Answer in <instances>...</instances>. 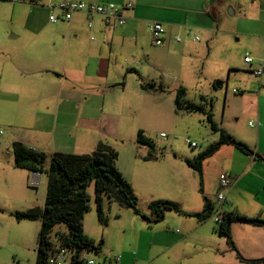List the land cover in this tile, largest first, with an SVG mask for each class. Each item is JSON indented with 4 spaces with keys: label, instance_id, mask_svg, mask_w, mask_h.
Returning a JSON list of instances; mask_svg holds the SVG:
<instances>
[{
    "label": "rangeland",
    "instance_id": "1",
    "mask_svg": "<svg viewBox=\"0 0 264 264\" xmlns=\"http://www.w3.org/2000/svg\"><path fill=\"white\" fill-rule=\"evenodd\" d=\"M21 5L27 3L0 0V35L5 33L6 24L10 26L28 18L27 9ZM246 10L245 16L236 15L232 21L218 20L208 29L190 25L199 40L183 37L184 42L177 43L170 53L164 55L157 51L155 81L157 85L162 84L165 91L148 95L150 103L139 108L135 122L125 128L123 137L110 144L118 152L115 165L123 169L122 174L137 197L140 213L105 193L107 221L102 222L96 209L95 182L86 187L91 208L84 214L83 228L96 242L103 239L100 252L88 251L87 255L99 264H110L115 257L122 259L121 264H180L185 256L189 258L183 264H249L231 257L234 255L229 248L233 247L218 232L215 218L209 220L210 225L196 229L191 238L171 245L199 221L191 213L202 209L205 197L219 206L218 192H226V188L220 187V174L235 173L253 154L225 144L204 160L201 174L190 167L186 159H193L219 135L212 130L207 113L212 112L220 127L255 153L257 120L252 111L264 76H256L251 68L264 60V5L247 4ZM35 12L32 17L49 20V14L44 11ZM180 44L183 48L178 47ZM247 55L253 57V64L245 61ZM218 81L223 84L217 87ZM181 87L185 89L187 102L202 104L203 108L177 109L175 98ZM27 125L28 120L6 111V100L0 96V264H36L37 259L40 220L15 217L17 211L42 208L48 190L45 173L41 174L40 182H35L33 173L14 165L12 133L19 134ZM139 129L154 141L153 159H145L150 148L136 142ZM162 132L167 137L161 136ZM45 165L50 166V157ZM242 188L248 189V195L252 196L249 190L255 191L256 186L244 182ZM262 195L255 200H264ZM158 199L177 203L181 211L167 210L161 221H152L155 215L150 204ZM258 216L263 218L262 213ZM66 229L65 224H57L51 238L57 241V231Z\"/></svg>",
    "mask_w": 264,
    "mask_h": 264
},
{
    "label": "crops",
    "instance_id": "2",
    "mask_svg": "<svg viewBox=\"0 0 264 264\" xmlns=\"http://www.w3.org/2000/svg\"><path fill=\"white\" fill-rule=\"evenodd\" d=\"M60 1L63 0L21 5L27 9L28 18L6 24L5 33L0 35V96L6 100L8 113L29 121L25 132L12 133V142L21 141L44 152L47 158L55 152L90 153L101 141L114 144L135 122L139 108L150 103L148 95L165 91L163 87L146 90L141 85L156 82L157 51L166 55L184 38H191L190 25L208 29L218 20L245 16L247 4L264 5V0H73L124 7L126 22L108 25L102 16L84 12H76L70 21L61 19L55 23L32 17L37 10L50 16L48 4ZM128 4L132 7H125ZM152 21L162 22L166 28L161 46L153 45L149 29ZM176 36L184 38L178 42ZM178 47L183 48L181 44ZM258 92L252 111L257 120L255 153L235 173L230 172L234 179L224 192L226 200L214 205V213L221 208L222 213H262L264 218V200H255L264 191V78ZM30 173L35 182H40V173ZM244 182L256 186L255 191L249 190L252 196L242 188ZM213 216L198 221L171 245L182 243L196 229L210 225ZM231 233L244 258L264 257V226L234 222ZM237 250L229 248L234 255L231 257L243 262ZM188 258L180 259V264ZM121 260H110V264H121Z\"/></svg>",
    "mask_w": 264,
    "mask_h": 264
},
{
    "label": "trees",
    "instance_id": "3",
    "mask_svg": "<svg viewBox=\"0 0 264 264\" xmlns=\"http://www.w3.org/2000/svg\"><path fill=\"white\" fill-rule=\"evenodd\" d=\"M141 85L146 90L162 88L161 85H157L153 81L143 82ZM184 94V88L181 87L177 90L175 98L177 109L194 111L203 108L202 104L187 102L184 99ZM207 120L212 130L219 132V137L193 159H186V163L194 170L201 174L204 160L225 144H232L245 153L254 154L245 143L237 140L232 134L220 127L214 121L212 112L207 113ZM136 142L150 148L148 155L144 157L145 159L154 158V141L144 133L143 129L138 130ZM12 151L15 167L40 174L45 173L47 176L48 190L44 206L15 212V217L19 220L29 219L40 220L41 222L37 236L36 264H48V256L57 245L67 247L72 251L70 264H86L80 257L85 249L96 253L100 252L103 239L96 242L85 233L83 228L84 214L91 208V198L86 187L92 181L95 182L96 188V209L102 222L107 221L104 214L105 193L140 213L137 197L133 193L131 185L115 165L118 152L106 142H99L90 153L55 152L50 156L48 168L45 167L47 155L28 147L21 141L12 143ZM150 209L155 215L152 219L154 222L161 221L167 210L181 211L177 203L168 199L154 200L150 204ZM214 209V203L205 197L202 209L192 212L191 215L196 216L199 221H206L213 215ZM143 217L148 219L145 214ZM234 222L264 226V218L259 216H249L238 211L223 212L220 222H217L218 232L227 238L234 250H237L231 233V225ZM57 224H65L67 229L57 231V241H54L51 238V232ZM238 256L242 261L249 264L264 262V259L260 258H244L239 252Z\"/></svg>",
    "mask_w": 264,
    "mask_h": 264
},
{
    "label": "built area",
    "instance_id": "4",
    "mask_svg": "<svg viewBox=\"0 0 264 264\" xmlns=\"http://www.w3.org/2000/svg\"><path fill=\"white\" fill-rule=\"evenodd\" d=\"M13 3H27V4H41L44 0H8ZM48 7L51 9L49 19L51 22L55 23L63 19L65 21H70L76 12H84L87 15H100L103 17V20L108 25H123L126 22V18L122 15L123 8H119L113 4H102L98 2H84V1H73V0H63L57 3H49ZM125 7H132L131 4ZM59 13H58V12ZM91 26V22L89 23ZM149 29L153 43L156 45H162L165 42L166 28L162 22L152 21L149 23ZM189 37H192L194 40H199V36L195 35L193 32L188 33ZM176 41L180 42L183 40L181 36H176ZM245 61L249 64H253L254 59L252 56L247 55ZM254 74L258 77L264 75V60H259L257 62V67L252 68ZM234 91H237L234 89ZM253 125V122H251ZM161 136L167 137V135L162 132ZM196 145L195 143L193 144ZM233 176L230 172H224L220 174L219 183L221 188H227L232 184ZM226 200L225 193L222 191L218 192V202L224 203ZM222 216L221 208H218L214 213V218L216 222H220ZM87 250L85 249L81 254V259L86 264H99L95 259L87 255ZM72 251L60 245H57L48 256V264H65L67 260L71 262ZM116 262H120V257H115L112 259Z\"/></svg>",
    "mask_w": 264,
    "mask_h": 264
},
{
    "label": "water",
    "instance_id": "5",
    "mask_svg": "<svg viewBox=\"0 0 264 264\" xmlns=\"http://www.w3.org/2000/svg\"><path fill=\"white\" fill-rule=\"evenodd\" d=\"M223 84V82L222 81H218V82H216V86L218 87V86H221ZM260 259H264V257L263 258H260Z\"/></svg>",
    "mask_w": 264,
    "mask_h": 264
}]
</instances>
